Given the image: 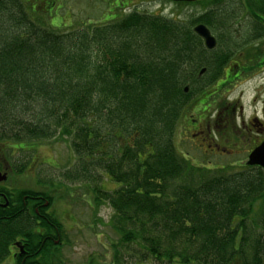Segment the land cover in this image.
Returning a JSON list of instances; mask_svg holds the SVG:
<instances>
[{
	"label": "trees",
	"instance_id": "1",
	"mask_svg": "<svg viewBox=\"0 0 264 264\" xmlns=\"http://www.w3.org/2000/svg\"><path fill=\"white\" fill-rule=\"evenodd\" d=\"M260 1L245 12L264 15ZM129 3L108 7L101 25L59 32L45 22L55 0H0V162L15 147L68 141L74 163L62 180L87 188L97 182L92 204L112 210L118 241L110 264H264V172L197 165L176 146L190 108L201 100L208 108L209 87L222 69L239 48L256 45L248 28L225 34L237 22L229 17L243 13L241 4L171 3L202 10L179 19L125 14ZM198 24L216 35L215 50L193 33ZM103 179L119 187L103 192ZM16 200L10 204L20 206ZM10 211L0 218V264L50 263L49 240L41 236L28 246L37 254L10 260L15 240L27 233L36 240L32 221ZM45 217L44 230L57 225L53 215Z\"/></svg>",
	"mask_w": 264,
	"mask_h": 264
},
{
	"label": "rangeland",
	"instance_id": "2",
	"mask_svg": "<svg viewBox=\"0 0 264 264\" xmlns=\"http://www.w3.org/2000/svg\"><path fill=\"white\" fill-rule=\"evenodd\" d=\"M121 0H55V12L47 17L46 23L52 28L60 29L59 32H67L68 28H78L81 30L83 25H101V17L106 13L110 15L111 5H117ZM129 1V0H127ZM126 13L138 11L144 14H161L166 16H178L182 19L187 16L195 18L202 14V10L198 5L193 6H174L163 0H130L126 8H122ZM121 13V11H118ZM55 19V21H52ZM81 27V28H80ZM256 82L246 83L241 85L239 82L231 84L225 91L220 93L218 100H213L206 112L207 120L213 123L216 110H223L225 105L234 106L235 114L234 121L239 123V107L242 110L251 112L253 110L252 88L256 86ZM227 92V93H226ZM226 97L227 99H224ZM224 105V106H223ZM259 112V105L256 104ZM187 109V107H186ZM187 112L186 117L192 118L191 111ZM217 114V113H216ZM222 118V117H221ZM230 121V116H229ZM210 132V137L217 142L222 148H228L233 152V155H211L208 150H200L197 148L198 142H191L189 135L177 132L176 146L182 155L188 157V160L204 165L205 163H215L217 166L231 165L234 163H246L247 142L244 140L242 144H237L238 140L241 143V136L238 133L229 132ZM57 138V137H56ZM54 138L50 142H44L36 145L35 148L15 147L13 151L3 155L5 164L10 173V182L7 186L11 188L22 187L26 190L35 192H55L57 196L63 198V202L59 200L61 211L56 213V218L64 222L65 231L64 244L59 247L53 257L51 255L50 263L48 264H110L113 256L112 245L118 241V237L111 228L109 220L112 215V210L101 205L98 209L92 204L93 194L91 189L98 185L97 182L88 185L79 186L66 180L65 185H60L57 180L61 175L71 169L74 163V156L71 152L68 141L62 138ZM236 143V145L234 144ZM14 147V146H10ZM203 147V146H202ZM17 148V149H16ZM36 149V150H34ZM208 151V152H206ZM235 161V162H234ZM48 163V164H47ZM232 163V164H230ZM243 167H239L241 170ZM236 169V168H235ZM237 170V169H236ZM237 170V171H238ZM20 176H15L19 174ZM55 180V181H54ZM53 182L54 186L46 185ZM47 182V183H46ZM99 182V181H98ZM6 186V185H5ZM118 184L107 179L100 182V189L103 192H113L118 188ZM66 212V218L63 214ZM111 244V245H109ZM12 264V263H7ZM148 264H151L148 262Z\"/></svg>",
	"mask_w": 264,
	"mask_h": 264
},
{
	"label": "flooded vegetation",
	"instance_id": "3",
	"mask_svg": "<svg viewBox=\"0 0 264 264\" xmlns=\"http://www.w3.org/2000/svg\"><path fill=\"white\" fill-rule=\"evenodd\" d=\"M235 2H239V4H241V8L239 9H242L241 11L243 13L229 17V19L237 20V22L230 23L229 25L231 30L225 34L228 33L230 35L240 36L243 34L242 29L248 28V32H250V34L255 36V38L258 40L256 45L242 46L239 48L238 53L235 52L236 54L232 57L231 61L222 69L219 78L210 85L208 90L210 95L208 100L210 102H208L211 104L214 102L213 100H218L216 98L220 97L221 90L222 92L225 91V89L230 87L233 83L239 82L241 85H243L246 83L250 84L252 82H256V86L252 88L253 94L251 97L253 110L251 112H248L247 110L243 111L242 108L239 107L238 113L240 121L238 124H236L234 121V106L230 107L231 104L225 106L223 105V110L219 109L215 111L217 114L215 113L216 116L214 117L212 123L207 120L206 109L208 108H204V100H201L200 102L203 101L201 106H192L196 116L194 115V118H190V121L188 124H186V126L180 127L181 133L185 134V136L189 135L190 138L199 142L201 147L203 146L202 148H204V150H208L211 152V155L215 156H229L233 155V152L226 147L222 148L217 142V138L216 140L212 139L210 137L211 131L212 133H217L225 132V130H227L229 132L235 131V133H238L242 139L241 143L240 140H238L237 144H242L244 140L247 142V149L244 151V153H247V156L255 147L264 141V15H253L251 13L245 12L246 4L255 3L254 5L259 6L261 4L260 0H235ZM199 77L200 76L198 73L197 78ZM224 99L227 98L224 97ZM256 104H258L260 107L259 112L256 108ZM234 144L236 145V143ZM234 165L237 168L245 167L248 170L262 171V169L259 167H248L246 166V163H243L241 166L238 163H234ZM0 173L5 175V178L0 181V218L6 220L8 216L7 214H4V212L7 208H10V213H14L13 216L20 217L22 219H30V221H32V224H29V230L31 231V235L36 237V240L34 237H32L30 240V237L27 233L26 237H21L15 240L12 243L10 260H20V262L23 263L32 254H37L39 252L38 250L32 253V250H29L28 246L29 244H32V246L36 245L39 236L44 237V240H49L48 243L46 242L47 244L43 240L41 245L43 246V243L46 244L45 248L48 249V253L53 257V253H55V251L61 247L65 241L63 235L65 231V223L56 218L57 212L61 213L65 211V209L61 211L62 207H60L59 202V200L63 202V198L57 196L55 192H52V194L47 192L48 196L47 198H44L42 195L43 193L41 194L43 191L35 192L15 186L14 188H11L10 184L7 186V184L10 182V173L5 162H0ZM15 176L20 175L15 174ZM55 180H59L58 182H60V185H65L64 181L60 179V177ZM53 182H49V186H54ZM21 191H32L34 193L23 194ZM17 198L19 200L20 206H17ZM12 201L15 203L17 202V204L13 206V204H10ZM31 210L33 211L32 215H30ZM45 215H53V218L57 219L58 221L57 225L51 224L49 225L50 229L44 230L42 228L41 222L46 219ZM63 218H66V212L63 214ZM19 247L21 249H19ZM51 255L49 256V260L52 261ZM37 260H39V257ZM89 264H91V262Z\"/></svg>",
	"mask_w": 264,
	"mask_h": 264
},
{
	"label": "water",
	"instance_id": "4",
	"mask_svg": "<svg viewBox=\"0 0 264 264\" xmlns=\"http://www.w3.org/2000/svg\"><path fill=\"white\" fill-rule=\"evenodd\" d=\"M170 2H194L195 0H167ZM193 33L203 41L206 50L212 51L216 47L215 38L210 34L209 30L204 25H196L193 27ZM204 70L200 71V75ZM186 91V88L184 89ZM248 166L260 167L264 170V141L254 148L247 158ZM5 178V175L0 174V181Z\"/></svg>",
	"mask_w": 264,
	"mask_h": 264
}]
</instances>
